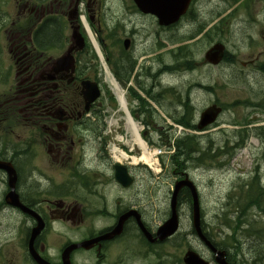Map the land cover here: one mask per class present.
I'll return each mask as SVG.
<instances>
[{
    "label": "flooded vegetation",
    "instance_id": "obj_1",
    "mask_svg": "<svg viewBox=\"0 0 264 264\" xmlns=\"http://www.w3.org/2000/svg\"><path fill=\"white\" fill-rule=\"evenodd\" d=\"M140 3L0 0V163L15 167L16 192L21 202L45 222L46 228L34 245L54 264H62L63 252L70 244L92 239L96 241L91 246H79L69 254L72 264H185L189 250L197 251L210 264H264V125L253 128L261 133L257 146L247 139H236L235 134L226 132L227 125L222 126L217 241L203 204L201 222L206 238L216 245L218 260L206 240L197 234L192 219L185 230L182 204L179 231L161 239V226L171 211L156 222L148 217L150 204L141 205V195L135 202L127 201L125 194L139 186L143 189H137V194L154 196L159 192L160 178L144 163L133 161L141 150L135 140L130 142L131 127L148 137L155 147L162 142L157 137L160 129L172 131L169 125H163L158 106L164 105L165 116L177 117L181 107L189 104L191 109L186 114L191 117V125L198 128L205 108L200 111L193 97L197 99L202 93L208 99L211 85L204 81L205 70L221 64L237 65L225 60L211 65L206 60L209 46L202 60L192 48L204 38L209 40L210 27L226 23L223 14L208 24L207 0H192L188 12L170 25H162L160 15L146 10L151 6ZM170 31L178 35L176 40L171 37V43L178 44L171 49L172 60L167 62L163 61V49H170L162 33ZM92 35L98 46L111 53L109 59H114L113 48L120 47L117 56L122 63L127 101L120 123L113 112L103 107L104 92L92 103L87 100L93 88L89 81L98 83L103 91L105 87L95 67ZM66 56L70 60L59 65L58 59ZM237 60L264 75V67L260 66L263 52L249 61ZM166 77L173 81L162 84L161 79ZM174 89L184 95L178 108L179 97L172 94ZM217 99L208 102L206 108L217 103L224 112L230 110L226 109L227 103H218ZM253 106L258 113H264V99L255 100ZM114 136L118 137L115 147L126 152L127 160L111 151ZM160 167V161L154 158L150 169L160 173ZM201 169L192 162L175 164L171 170V194L179 183V197L192 196L191 188L183 184L188 178L201 193L196 178ZM118 174L131 178L132 185L120 182ZM9 191L8 173L0 169L1 223L7 215H21L24 221L11 240L22 239L28 248L37 220L23 216L19 208L9 204ZM186 206L191 218L192 203ZM133 209L141 215L122 221L121 217ZM11 226H7V232L14 229ZM60 228L78 235L75 241L67 237L62 244L54 243ZM3 264L8 263L4 260Z\"/></svg>",
    "mask_w": 264,
    "mask_h": 264
},
{
    "label": "rangeland",
    "instance_id": "obj_2",
    "mask_svg": "<svg viewBox=\"0 0 264 264\" xmlns=\"http://www.w3.org/2000/svg\"><path fill=\"white\" fill-rule=\"evenodd\" d=\"M222 6L223 3L220 0H213L211 3H207L205 12L206 17L209 18L211 16L212 18H214L216 16V13L220 9H222ZM252 10L254 12L253 17L249 16L247 13H238L236 19L232 21V32L226 34L224 37V43L227 45L229 51L241 58V61H249L253 57L257 56L260 52L264 53V0H255ZM171 37L173 40H176L178 38V35L175 31L162 33V39L166 41L165 43H168L170 50L174 45L178 44L171 43ZM208 42L210 43L208 39L204 38L199 42L192 44V48H194L200 60L203 59L204 53L208 46L210 47L212 45L208 44ZM93 48L95 49L94 45ZM95 50L98 55L97 64L99 63L98 76L108 85V88L110 87L109 89L112 90V94H114L118 100V105H115L109 102L106 97H104L103 107L108 108L109 111L113 112V114H115V119H118L120 123L121 114H123V106L119 101L118 94L115 90L112 89V79L115 78V75L112 71V66L108 64L105 52L102 49L101 53L97 48ZM119 50L120 47H114L112 50L113 55L117 56ZM170 50L165 51V49H163L162 57L164 61H171L170 55L172 54H170ZM201 70L203 69L200 68L199 71ZM253 71H255L253 67H244L240 62L235 67H229L226 64H221L220 67H211L209 68V70H205L206 76L204 81L209 82V84L214 87V91L208 95V99L206 98V95L199 93V95H197V99L195 98V96L193 97L194 103L196 104L198 109L202 111L203 108L207 106L208 102H211V100L215 98H219L221 99V101L229 104L239 99H264V75ZM166 80L173 81L169 79V77H166ZM244 118L248 120V127L254 128L255 126L262 127V125H264V113L260 114L257 110H254L253 108H247V106L244 105H240L228 110L220 120L219 124L227 125L225 127L226 132L234 134L233 131L240 128V126L235 125V120H244ZM164 120L167 122V119ZM110 122L111 120L107 122V125H110ZM162 123L163 125L170 124L169 121L167 123H164V121H162ZM221 130V125L215 126L211 128L210 131L207 130L205 132V135H208L209 138L211 136V138L214 139L215 142H219L221 140ZM195 135L200 137L204 136L203 133ZM117 138L118 137L114 136V138L110 142L111 146H118ZM134 138L135 135L130 132L129 139L131 144L134 141ZM249 139L253 140L254 142L257 141V137L251 133ZM157 148H159L158 145H156L152 149ZM161 148L163 151L162 155H164L166 161H168L169 152H167L163 147ZM43 164H47V162H44ZM199 167L202 169L200 174H198L196 178L200 185L202 202L207 212V218L210 220L212 219L213 221L217 219L219 200L222 193L220 182L221 173H219V171L216 169H205V166L203 165H199ZM148 169L151 170L154 175L159 176L157 170H152L150 168ZM157 181L159 183V192L155 193L154 196L150 193L146 196L137 194V189H143L141 186H139V188L129 190L128 193L125 194L127 201L129 202H135V199H138L136 198V196L141 195L140 198L144 199V201H140L141 205L144 206L145 204H150V206L147 207V214L150 219H155L156 222L163 220L170 208V189L174 183V179L172 180L171 171L166 172L165 168L163 167V171ZM187 208L185 207L184 209V220L186 219V221L184 222L185 230L189 228L188 220L192 219V217L191 219L189 218L190 212ZM23 221L24 218L22 216L16 213H12L11 216L7 215L5 219H3V224L0 223V230L4 227V225H6L4 230H7V226L9 224H11V227L14 228L10 232H0V250L2 248L1 241L7 240L5 242H9L8 247H6L2 255H0L2 256V258H0V263L5 260V262H7L8 264H22V250L20 248V243L18 242L19 239L11 240V238H13L18 232L22 225L21 222ZM59 231L60 234L56 235L53 238L54 243L56 242L57 245L65 242L66 239H68L67 237H72L71 239H74L75 241V237L78 236L75 233L70 232L66 228H60Z\"/></svg>",
    "mask_w": 264,
    "mask_h": 264
},
{
    "label": "water",
    "instance_id": "obj_3",
    "mask_svg": "<svg viewBox=\"0 0 264 264\" xmlns=\"http://www.w3.org/2000/svg\"><path fill=\"white\" fill-rule=\"evenodd\" d=\"M148 1L149 0H139V2H141V4L145 7L149 6ZM152 2H153V8L149 7L146 10L160 15L163 23H170V22H174V21L178 20L179 17L181 16V14L186 12L190 0H152ZM76 37H78V36H76ZM224 50H225V45L222 43H218L210 49V51L207 54V58L210 60V62H212L214 64H218L223 58ZM66 60H70V57L69 56L63 57L62 59L59 60L58 64L62 65L63 62ZM72 63H73V60L71 59V64ZM98 91L99 90L96 91V89H95V92H98ZM98 94H99V92L94 93L92 100H94V98H96L95 96H98ZM221 112H222V108L218 107L217 105H213L210 108H208L203 113L200 128H203V127L215 122V120L217 119L218 115ZM0 167L3 169H6L8 171V174H9V186L11 188V191H10L9 196H8V198H9L8 201L12 205L20 207L23 211L28 212V213L36 216V218L38 219V225L34 228L32 239H31V248H32V244L34 242V239L43 230L45 224H44L43 220L33 210L27 208L26 206H24L23 204L20 203L18 195L15 192V186H16V182H17V173H16L15 169L11 165L4 164V163H1ZM179 186L180 185H178L176 190L174 191L173 198H172V207H173L172 216L161 228L160 236L162 238L174 234L176 232L178 226H179V215H178L177 207H176V205H177V194L179 191ZM192 188L194 190V221H195V226H196L197 230L199 231L200 235L203 236L201 233V229H200L201 216H200L199 199H198V195H197V192L195 190V187L193 186ZM131 213H128L125 216H123L122 220H125L129 215H131ZM93 242L94 241L92 240L89 242H84L81 245L88 247V245L89 244L91 245ZM78 246H79L78 244H72L67 249V251L64 255V263L63 264H70L68 253ZM32 254H33V257L36 259V261L39 264H51L50 262L42 259L34 250L32 251ZM185 261L187 264H207V262H205L203 259H201L200 256L198 254H196L195 252H189L185 258Z\"/></svg>",
    "mask_w": 264,
    "mask_h": 264
},
{
    "label": "trees",
    "instance_id": "obj_4",
    "mask_svg": "<svg viewBox=\"0 0 264 264\" xmlns=\"http://www.w3.org/2000/svg\"><path fill=\"white\" fill-rule=\"evenodd\" d=\"M228 7H231L235 5L237 2H240L241 0H225ZM255 0H243L241 5L233 11L232 14H236L239 11H243L249 14H253V6H254ZM229 24L225 23V26L223 24H218L214 26L209 31V41L213 42L218 36H220V39L224 36V34H227L229 32L228 30ZM111 54V53H110ZM110 54H107L108 57H110ZM228 60L231 62L235 61V56L230 55L228 57ZM111 64L114 66L115 75L117 78L122 82V72H121V64L118 62H112L110 60ZM99 64V63H98ZM97 64V66H98ZM261 67H264V62L260 63ZM264 69V68H263ZM111 99L114 100V97L111 96ZM186 108H189L187 106ZM190 117V116H188ZM188 117H177L176 120L179 123H183L184 125L188 127H193L191 125V121L188 119ZM244 125H247L245 122H240ZM249 129L241 130V132H247ZM256 135L260 136L259 132H255ZM173 134L171 135V137ZM175 153L172 154L171 157V163L178 164V166H185L186 163L192 162L193 164L197 165H207L209 168L215 167L218 165V150L219 147H217L213 141L212 138H209L208 143L205 145H202L199 140H197V135L195 134H186L183 136H180L176 138L175 142ZM189 198V195H188ZM186 199V197L181 196L180 200L183 201Z\"/></svg>",
    "mask_w": 264,
    "mask_h": 264
},
{
    "label": "bare ground",
    "instance_id": "obj_5",
    "mask_svg": "<svg viewBox=\"0 0 264 264\" xmlns=\"http://www.w3.org/2000/svg\"><path fill=\"white\" fill-rule=\"evenodd\" d=\"M119 99L122 100V95L120 94L119 95ZM128 111V110H127ZM133 123V122H132ZM132 128V127H131ZM135 129V128H134ZM208 129H205L204 132H206ZM137 134V132H135ZM138 135V134H137ZM137 137V142H140V146L143 150H145V153L143 154V156L141 157V160H145L146 162H150V157H149V154L146 152V145L144 144V142L142 141V139L139 137V136H136ZM135 139V138H134ZM137 164V163H136Z\"/></svg>",
    "mask_w": 264,
    "mask_h": 264
}]
</instances>
